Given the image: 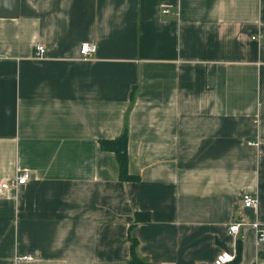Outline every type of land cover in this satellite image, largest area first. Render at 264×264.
<instances>
[{
    "label": "crops",
    "instance_id": "0c3cea01",
    "mask_svg": "<svg viewBox=\"0 0 264 264\" xmlns=\"http://www.w3.org/2000/svg\"><path fill=\"white\" fill-rule=\"evenodd\" d=\"M10 3L0 186L32 175L0 188V264H129L131 236L154 264H214L239 243V264H264V0ZM125 128L135 181L100 145Z\"/></svg>",
    "mask_w": 264,
    "mask_h": 264
},
{
    "label": "built area",
    "instance_id": "2783aa9c",
    "mask_svg": "<svg viewBox=\"0 0 264 264\" xmlns=\"http://www.w3.org/2000/svg\"><path fill=\"white\" fill-rule=\"evenodd\" d=\"M165 12H169V10H165ZM97 46L95 44H89V43H83L80 48V55L81 58L84 60L90 59L93 54L96 52ZM36 56L43 58L46 56V47L44 44H37L36 45ZM250 144L257 145V142L250 141ZM30 172H25L20 174L15 178V180H12V182H4L1 184V189L9 188L10 186H16L19 184L26 183L30 177ZM242 203L244 207L252 208L258 204V197L252 193H244L242 195ZM256 230L258 235V242L262 243L264 242V225L256 224ZM229 232L233 236H239L241 232V223L236 222L235 224L229 226ZM236 246V245H235ZM23 259H32V256H21ZM236 258V250L235 247L232 251L224 250L222 251L217 258L214 261V264H226L228 262H232Z\"/></svg>",
    "mask_w": 264,
    "mask_h": 264
},
{
    "label": "trees",
    "instance_id": "16d2710c",
    "mask_svg": "<svg viewBox=\"0 0 264 264\" xmlns=\"http://www.w3.org/2000/svg\"><path fill=\"white\" fill-rule=\"evenodd\" d=\"M129 134L125 128L123 133L114 139H101L100 145L103 150L114 152L119 169V177L123 181H135L139 177L129 171V153H128ZM147 218V217H146ZM139 219V218H138ZM242 256V245L239 243L236 258L232 262L226 264H239ZM129 264H154L145 260L138 253V240L135 236H131V256Z\"/></svg>",
    "mask_w": 264,
    "mask_h": 264
},
{
    "label": "water",
    "instance_id": "95a60500",
    "mask_svg": "<svg viewBox=\"0 0 264 264\" xmlns=\"http://www.w3.org/2000/svg\"><path fill=\"white\" fill-rule=\"evenodd\" d=\"M8 0H0V16H3L5 12L4 10V6H5V2ZM11 1L10 5H11V11L9 15H17L18 14V0H9Z\"/></svg>",
    "mask_w": 264,
    "mask_h": 264
}]
</instances>
